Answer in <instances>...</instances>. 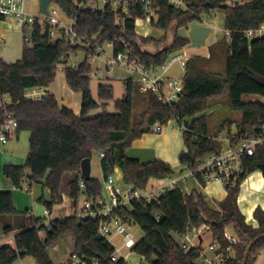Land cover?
I'll use <instances>...</instances> for the list:
<instances>
[{"label":"trees","instance_id":"obj_1","mask_svg":"<svg viewBox=\"0 0 264 264\" xmlns=\"http://www.w3.org/2000/svg\"><path fill=\"white\" fill-rule=\"evenodd\" d=\"M50 1L60 7L66 18L75 21L76 33L90 47L71 46L65 40L44 38L33 49L24 47L22 58L16 62H7L0 57V89L10 93L15 102L11 111L19 122L17 132L28 130L31 134V148L25 163L5 165L3 176L15 188H21L23 182L29 186L43 184L50 190L52 198L46 201L41 197L39 201L49 210L62 201L59 192L66 172L76 173L69 182L70 196L75 205L81 194L93 201L101 196L102 184L94 176L84 179L85 189H80L81 164L87 158L92 160L94 154H103L100 165L104 179L118 167L123 172V182L136 189H144L151 179L175 174L173 167L160 159L141 162L127 155L132 143L150 132L158 121L167 123L178 116L190 121L183 131L185 150L180 153L179 162L183 170L195 169L206 157L220 149L219 143L209 134L208 118L204 114L212 97L227 94L231 109L241 112L239 122L232 121L230 124L237 125L240 136L247 134L255 125L264 124V102L246 99L252 95L264 97V41H249L245 34L246 30L264 22V0H240L233 5L228 4L229 0H186V10L170 5L167 0H154L158 18L152 25L172 34L169 45L163 47L157 43L164 41L165 37L157 41L137 35L135 20L146 17L142 5H137L129 17L118 20L111 10L93 12L81 9L76 6L75 0ZM216 11L225 13V29L230 32L229 40L223 43L227 45L224 75L212 72L200 63L208 58L190 57L182 96L174 106L163 104L152 93H140L137 83L127 79L124 96L115 102L114 113L104 111L89 116L91 110L100 106L90 89L91 61L100 46L114 41V51L118 53L123 51L125 44H129L133 57L140 58L148 66H159L190 42L178 34L180 27ZM147 44L155 45L158 50H144ZM79 51L85 52L84 61L78 66H68L71 55ZM59 63L65 65L63 72L68 86L82 94L80 115L61 106L50 92L37 101L23 97L27 88H48L53 84ZM136 93L146 101V107L134 119ZM98 96L103 103L113 99V85L99 84ZM2 118L3 111L0 109V122ZM255 171L262 172L264 176V144L258 145L254 155L246 159V172L241 181L236 188L227 190L226 198L218 203L217 208L207 201L202 192L193 190L186 194L174 188L159 201L135 203L131 208L115 210L114 215L126 223L138 224L144 230L145 237L134 246L133 251L143 256L147 264H198V250L184 251L174 235L183 236L188 229L201 224L209 225L212 239L224 247L228 245L224 236L226 228L232 227L238 243L233 246L234 255L223 264H242L249 243L264 234V210L257 208L254 212L258 221L256 228L246 222L238 204L241 183ZM196 175L199 176V173ZM14 214L16 208L12 191L0 189V216ZM13 230L14 227L5 224L4 233ZM41 231L45 232L44 238L40 235ZM67 234L74 236L72 256L81 258L86 264H129L123 258L117 262L111 260L115 246L100 234L97 221L75 214L51 220L50 228L42 218H33L30 227L25 225L17 233L14 246H0V264H14L28 255L34 257L36 264H54L48 248ZM262 249L264 238L253 246L247 264H256ZM63 264L73 263L68 259Z\"/></svg>","mask_w":264,"mask_h":264},{"label":"built area","instance_id":"obj_2","mask_svg":"<svg viewBox=\"0 0 264 264\" xmlns=\"http://www.w3.org/2000/svg\"><path fill=\"white\" fill-rule=\"evenodd\" d=\"M29 1L0 0V24L6 25L5 29L0 28V50L6 43V32L8 31H21L24 47L27 49L35 48L44 38L50 41L65 40L71 46L90 47V44L76 33L75 21L66 18L57 4L50 1L48 13L44 14L39 11V0H35L37 8L33 9L36 11L28 7ZM167 1L179 9L186 10L188 8L186 0ZM75 4L78 8L89 9L93 12L111 10L118 20L129 17L137 5H142L146 17L135 20V31L142 37L151 36L149 26H152L153 21H157L158 18V8L154 7V0H75ZM141 26L145 29L140 30ZM245 34L249 41L253 39L264 41V22L256 28L246 30ZM225 37L229 40V31H225ZM107 43L114 46V41ZM103 52L102 45L95 51L94 57ZM113 54L114 59L105 62L108 72L116 66L127 68L132 75L131 79L137 83L140 93H152L159 101L168 106H174L181 98L189 59L186 53L177 52L174 57H170L159 66H148L142 63L140 58L133 57L129 44H125L123 51L118 53H115L113 47ZM0 57L2 56L0 55ZM176 61H180L184 71L183 76L179 79L174 78L171 73V67ZM100 71L101 67L95 68L93 75L97 76ZM46 94V89L43 87H31L24 91L23 97L37 101ZM257 99L264 102V97ZM252 100H256V98ZM14 103L11 94L0 89V109L3 111V118L0 122V145L7 144L17 136L19 122L11 111ZM176 119L178 127L183 131L186 130L190 121L187 118L181 119L179 116ZM163 124L160 121L156 122L153 127L154 132H162ZM232 125H234V129H232ZM232 125L227 128L226 136L221 139L222 146L219 151L206 157L195 169L177 172L161 179H151L144 189H136L120 182L114 173L104 179L101 196L95 201L87 199L78 217H87L97 221L100 234L107 239L113 236L122 237L121 245L115 247L111 255L113 262H117L121 258L128 262L126 257L122 256L123 248L133 249L138 243L135 240V235L127 230L126 226L131 223H126L115 216V210L131 208L135 203L146 204L159 201L168 190L174 188H179L182 192L190 194L194 190L192 184L205 190L209 184L220 182L226 191L238 186L246 172V159L254 155L258 145L264 144V124L255 125L243 136L239 135L237 125ZM100 156L102 157L103 154ZM197 173L199 176L196 175ZM80 176V189L83 191L85 178L82 173ZM103 190L107 193L106 198L103 196ZM45 214L49 216L50 210L46 209ZM159 218L158 215L157 219ZM45 225L50 228L51 220L46 219ZM205 233H211L210 226L201 224L188 229L185 235L179 236L181 238L179 242L184 251L198 250L200 254L198 264H223L226 259L234 255L233 246L238 243L236 235H230L225 231L224 236L228 245L224 247L217 240H212L208 245H205ZM71 260L73 264H86L77 256H72ZM142 261H146L143 256L140 258V262Z\"/></svg>","mask_w":264,"mask_h":264},{"label":"rangeland","instance_id":"obj_3","mask_svg":"<svg viewBox=\"0 0 264 264\" xmlns=\"http://www.w3.org/2000/svg\"><path fill=\"white\" fill-rule=\"evenodd\" d=\"M240 0H229L228 4L233 5ZM35 4V6H34ZM28 7L32 10L33 8H37V1L30 0L28 2ZM33 9V10H34ZM36 11V10H34ZM215 13V12H214ZM219 21V22H218ZM217 22L219 27L217 26ZM209 23H212V27L209 26ZM6 25L0 24V28L5 29ZM151 30V38L153 40H159L165 37V40L157 43L159 47L169 45L172 34L167 33L166 31L156 28L155 25L149 26ZM219 28V29H215ZM145 27H140V30H144ZM164 31V32H163ZM225 27H224V13L223 11H216L213 20L207 18V16H202L200 19H196L190 22L187 26L180 27L178 29V34H184L189 38V41L193 44H201L205 42L207 35L217 37L220 43V46L212 49L211 58L206 60H201L200 63L203 64L208 70L218 73L225 74L226 72V57H227V45L223 43L228 40L225 38ZM151 42V41H150ZM149 47L151 51L156 47L153 44L145 45ZM24 49V39L21 31H8L6 32V43L0 50V55L7 62H16L17 60L22 58ZM103 53L100 55H96L91 61L92 72L90 75V89L92 92V96L96 101L99 100L98 96V86L101 83H109L113 85L114 88V98L109 100L107 103H102L100 107L91 110L89 116H96L99 113L104 111L109 113H114L116 111L115 102L123 98L125 93V80L130 78L132 75L129 70L124 67L116 66L110 72L107 70L106 61L114 59L113 47L109 43L103 44ZM180 52V51H179ZM177 53L172 54L170 57H174ZM85 59V52L79 51L77 54H72L68 60V66H77ZM64 64L59 63L57 67V77L54 81V87L58 90L61 88L60 83L62 81V75H64L63 68ZM101 71L97 76L93 75L95 68H100ZM171 73L174 78H180L183 76V69L180 61H176L171 67ZM47 90V89H46ZM259 98L258 96H248L247 100ZM262 98V97H260ZM146 107V101L143 100L142 96L139 93H136L134 99V112L133 117L138 118L141 112ZM208 118L209 124V134L213 139L219 143L220 148L222 146L221 139L224 138L227 134V128L231 125V122H239L241 119V112L234 111L231 109L229 99L227 94H222L220 96L212 97L208 100V109L204 112ZM235 124V123H233ZM154 127V125H153ZM153 127L150 132L145 134V144L149 146H157L158 149H169L172 147L175 149H180L183 147V138L182 133L183 130L178 127L177 119H171L167 123L163 124V131L160 133H155ZM232 129H234V125H232ZM167 134L166 140L163 142L157 141V137L163 136ZM30 132L28 130L20 131V139L14 140L19 143L18 148H11L9 150L3 151L2 146L0 145V154H5L6 158H13L8 161L10 164L22 165L25 163L27 155L30 152ZM13 141H9L11 143ZM136 151V149H134ZM99 155H93L92 161V174L94 177L98 178L104 187V177L102 175V169L99 164ZM4 165H1V169ZM73 174L71 172H66L62 178L61 187H60V197H62V202H57L53 205L52 210L55 215L59 216H72L79 215V212L83 208L87 197L84 194L79 195L77 200V205H75L74 199L70 196L68 183ZM98 176V177H97ZM3 178L2 171L0 170V179ZM122 182V181H120ZM27 182L22 183L21 188H15L9 182V188L13 192L14 205L16 208V214L14 215H5L0 216V240L4 238L5 234L3 233L2 221L8 220V224L14 227L12 232H19V228L22 224L29 225L31 222V218L42 217L46 218L45 210L48 209L47 206L38 200L42 195L44 196V200H49L51 195L48 188H41L40 186H33L30 190H26ZM206 190L215 197L217 202H220L226 192V188L220 183L215 182V184H210L207 186ZM103 196L106 198L107 193L103 190ZM214 203H211V205ZM63 218V217H61ZM127 230L132 232L135 235V240L137 242L141 241L145 237L144 230L135 223L128 224ZM226 232L230 235H235L232 227H227ZM11 234V233H10ZM43 231L40 232V235H43ZM109 241L115 246L118 247L122 243L121 236H113L108 238ZM178 241H181L180 237H176ZM197 242V241H196ZM212 242L211 236L208 233L204 234V244L208 245ZM74 251V236L72 234L65 235L57 244L48 248V252L51 254L52 260L56 262L66 261ZM122 256L126 257L130 264H146V261L140 262L141 255L133 251L132 248H123ZM256 264H264V249L260 251Z\"/></svg>","mask_w":264,"mask_h":264},{"label":"crops","instance_id":"obj_4","mask_svg":"<svg viewBox=\"0 0 264 264\" xmlns=\"http://www.w3.org/2000/svg\"><path fill=\"white\" fill-rule=\"evenodd\" d=\"M215 13H212L210 16L205 15V14L202 15V16H207V18H210V19L213 20ZM218 22H217V26L219 27ZM209 26L212 27V23H209ZM224 27H225V13H224ZM212 29H213V27H212ZM215 29L217 30L219 28H215ZM150 32H151V30H150ZM180 36L183 37V38L189 39L184 34L183 35L180 34ZM205 37H206V39H205L204 43L195 45L192 42H189L188 45H186L181 50V52L186 53L189 58L190 57H194V56H202V57H205V58H210L211 53H212V49L213 48L215 49V48H217V46H220V43L218 41V38L211 36L210 33H209V35H207ZM128 79H131V77L128 78ZM54 86L55 85L53 83L48 88H45V89H47L46 92H50V93L54 94L56 99L58 100V102H59V104L61 106H66V107L70 108L76 115H80L81 109H82V94L80 92L73 91L68 86V84L66 82V78H65L64 75H62V81L60 83V87L61 88L58 90V92H57V89ZM97 102L100 105H102V103H103V102H100V101H97ZM166 137H167V134H164L163 136L157 137V141L163 142V141L166 140ZM144 138H145V134L141 138L136 139L132 143V146L127 150L128 157L137 158L141 162H149V161H152V160H155V159H160V160L166 162L167 164H170L173 167V169L175 170L176 173L185 171V170H183V168L181 167L180 162H179V155H180V153L182 151L185 150L184 139H182L183 140L182 141L183 142L182 143L183 147L177 150L175 148L172 149V147L169 148V149H164V148L158 149L157 146H153V147L149 146L148 147L145 144ZM182 138H183V133H182ZM16 139L17 140L20 139V132L19 133L17 132L16 138L11 140L13 142H11V143L8 142L7 144L4 145V147L2 146V150L7 152V150H9V149H11L13 147L18 148L19 143L14 141ZM134 149H136V151ZM4 155L5 154H2V153L0 154V170L1 171L3 170V168L1 169V165L5 166V165H7L8 161H13V160H11L13 158L9 159V158L4 157ZM100 158L101 157L99 156V160H100ZM92 161H93V159L91 160V176H93V174H92ZM8 164H10V163H8ZM99 164H100V162H99ZM71 173L73 174V176L71 177L70 181L73 180L75 178V176H76L75 172H71ZM2 174H3V172H2ZM114 174H115L116 178L119 181L123 182V172H122V170L120 168H118V167L115 168ZM102 175H103V173H102ZM213 184H215V183H212V185ZM33 186H40L41 188H47L43 184H34ZM33 186H29V184L27 183L26 190H30ZM68 186H69V183H68ZM192 186H193L194 190H196L198 192H202L206 196V199H207V201L210 204L214 203V205L212 204V206L214 208H217L218 207V203L223 201L226 198V196H227V193H226L224 198L220 202H217L215 197L212 196V194H210L206 189L204 190L201 187H198V186L193 185V184H192ZM8 188H9V181L3 176V178L0 179V189L10 190ZM69 193H70V191H69ZM50 195H51V193H50ZM41 197L44 198L43 195ZM41 197H39V198H41ZM39 198H38V200H39ZM51 198L52 197H50V199L46 200V201H50ZM238 204H239L241 212L246 217V222L249 225H252V226L257 228L258 227V221L254 218V212H255V210L257 208H261V209L264 210V176H263L262 172L255 171V172L251 173L241 183V185H240V193H239V198H238ZM45 217L46 218H42V217H37V218H42L44 220V222H45L46 219L54 220V219L61 218V217H66V216L55 215L54 211L51 209L49 216L46 215ZM33 218H31V221H32ZM1 223H2V226H3V233H4L5 224H8L9 222H8V220H4L3 219V221ZM8 225H10V224H8ZM25 225L30 227L31 226V222H30L29 225L22 224L20 226V228H19L20 229L19 232L22 230V227L25 226ZM19 232L15 233V232L11 231L10 232L11 234L10 233H8V234L4 233L5 236H4L3 239L0 240V246H3V245L14 246L15 245V236ZM43 233L44 234L41 235L42 238L45 237V232L43 231ZM208 234H210V236H211V233H208ZM176 236L177 235H174L175 238H176ZM211 239H212V236H211ZM74 244H75V241H74ZM49 255H50V258L52 260L53 258L51 257L50 253H49ZM68 259H72V252L69 255ZM68 259L66 261H63V262H56L54 260H52V261L54 262V264H63L65 262H67ZM14 264H36V261H35L34 257L28 255V256H25L23 258H20Z\"/></svg>","mask_w":264,"mask_h":264},{"label":"water","instance_id":"obj_5","mask_svg":"<svg viewBox=\"0 0 264 264\" xmlns=\"http://www.w3.org/2000/svg\"><path fill=\"white\" fill-rule=\"evenodd\" d=\"M39 1H40L39 2V11L41 13L47 14L48 13V5L50 3V0H39ZM143 49L146 51H149V52H156L158 50L157 47H155L154 50L151 51V50H149L150 48L147 46H144ZM81 173L85 179H89L91 177V159L90 158L83 160V162L81 164ZM262 238H264V234L257 236L256 238H254L249 243V245L247 246V248L245 250L242 264H247V261H248V258L250 256V253H251L253 246Z\"/></svg>","mask_w":264,"mask_h":264}]
</instances>
